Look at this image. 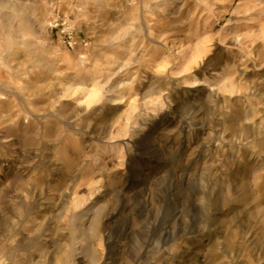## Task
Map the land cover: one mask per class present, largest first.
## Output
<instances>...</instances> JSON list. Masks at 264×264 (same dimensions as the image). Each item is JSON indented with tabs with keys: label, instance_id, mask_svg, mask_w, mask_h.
Returning a JSON list of instances; mask_svg holds the SVG:
<instances>
[{
	"label": "rangeland",
	"instance_id": "1",
	"mask_svg": "<svg viewBox=\"0 0 264 264\" xmlns=\"http://www.w3.org/2000/svg\"><path fill=\"white\" fill-rule=\"evenodd\" d=\"M259 148L264 0H0V264H264Z\"/></svg>",
	"mask_w": 264,
	"mask_h": 264
},
{
	"label": "bare ground",
	"instance_id": "2",
	"mask_svg": "<svg viewBox=\"0 0 264 264\" xmlns=\"http://www.w3.org/2000/svg\"><path fill=\"white\" fill-rule=\"evenodd\" d=\"M215 75V74H214ZM222 77L223 76H221L220 74H216L213 78H212V84H209L208 86H203V88H201L202 90H205L206 91V93H207V91H208V95H209V98L210 99H212L213 101H215V102H217V101H219L220 100V97H221V94H220V89H221V80H223L222 79ZM202 82V80H193V84H199V83H201ZM227 85L225 84L223 87H226ZM196 91H198V89L196 90ZM120 99H122V98H120ZM229 99V98H228ZM227 102V101H226ZM161 106V105H160ZM250 106H251V113L255 116L256 114H258V110H256V109H254L253 108V104H250ZM158 108V107H157ZM161 109V108H160ZM249 109H250V107H249ZM162 110V109H161ZM237 113H239V112H237ZM241 114V113H240ZM140 116V115H139ZM138 118V117H137ZM140 119V118H139ZM141 121V120H140ZM139 127L142 125V123H140V124H138V122H136V121H134ZM135 132H137V131H133V133H135ZM260 133V132H259ZM261 135V134H260ZM258 138V137H257ZM254 140V139H253ZM251 143V145L253 144V147L255 148L257 145H256V143H255V141H253V142H250ZM249 143V144H250ZM259 146V145H258ZM261 147V146H260ZM260 149V148H259ZM262 150H264V148L262 149ZM261 149L260 150H257V153H258V151L260 152V153H263V151H262ZM248 156H250V155H248ZM250 159V158H249ZM255 163V161L254 160H252V161H250V162H248V164L249 165H252V164H254Z\"/></svg>",
	"mask_w": 264,
	"mask_h": 264
}]
</instances>
